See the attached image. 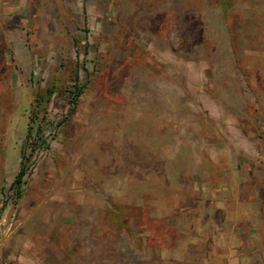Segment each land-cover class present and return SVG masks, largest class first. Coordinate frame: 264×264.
Wrapping results in <instances>:
<instances>
[{
	"label": "rangeland",
	"instance_id": "374dc122",
	"mask_svg": "<svg viewBox=\"0 0 264 264\" xmlns=\"http://www.w3.org/2000/svg\"><path fill=\"white\" fill-rule=\"evenodd\" d=\"M0 264H264V0H0Z\"/></svg>",
	"mask_w": 264,
	"mask_h": 264
},
{
	"label": "trees",
	"instance_id": "16d2710c",
	"mask_svg": "<svg viewBox=\"0 0 264 264\" xmlns=\"http://www.w3.org/2000/svg\"><path fill=\"white\" fill-rule=\"evenodd\" d=\"M84 10H85V8H84ZM84 13L86 14V12H84ZM84 20L86 21V16H85ZM84 31L87 32L88 31L87 28H85ZM74 44H75V47L77 48L78 40L75 39ZM86 49H87V46H85L84 53H86ZM76 53L78 54V50H76ZM76 82H77V75L75 77V83L73 84L72 91H71L73 99L77 98L81 93V89L77 86ZM23 175H24V169H23L22 163H21V166H20L18 172L15 174V176H14V178L10 184V186L14 189L16 195H18L20 193L19 188H20V184L23 182V180H22Z\"/></svg>",
	"mask_w": 264,
	"mask_h": 264
}]
</instances>
